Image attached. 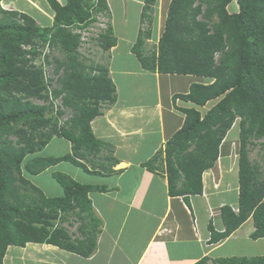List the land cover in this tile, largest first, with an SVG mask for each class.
Wrapping results in <instances>:
<instances>
[{
	"label": "trees",
	"instance_id": "trees-1",
	"mask_svg": "<svg viewBox=\"0 0 264 264\" xmlns=\"http://www.w3.org/2000/svg\"><path fill=\"white\" fill-rule=\"evenodd\" d=\"M46 1L54 11L48 26L0 5V264L8 246L28 242L90 256L97 248L101 223L88 196L96 186L56 171L53 178L63 193L46 196L27 175L60 160L85 170L90 163L97 173H110L117 162L112 146L91 128L102 107L116 101L115 84L106 65L81 58L80 34L72 31L85 29L97 14H108L107 0ZM231 1L170 0L157 44L147 48L155 0H144L141 21L147 26L131 47L145 70L200 78L178 95L193 103L182 109V126L143 164L150 171H165L168 193H201L202 172L214 165L221 141L237 122V211L221 207L224 230H213L211 242L228 236L249 217L254 225L250 237H264V0H236L238 10L229 12ZM97 39L101 50L111 48L115 38L110 23ZM47 47L59 50L62 57L50 60ZM36 57H41L37 65ZM43 64L53 67L56 84L48 85L53 78ZM59 96L63 108L50 115ZM211 100L215 103L201 111ZM67 111L69 118L59 124ZM53 137L69 141L71 152L61 157L37 155ZM256 144L262 151L259 160L249 157ZM72 220L79 222L76 236L64 225H72ZM212 264H264V255L216 257Z\"/></svg>",
	"mask_w": 264,
	"mask_h": 264
},
{
	"label": "crops",
	"instance_id": "crops-1",
	"mask_svg": "<svg viewBox=\"0 0 264 264\" xmlns=\"http://www.w3.org/2000/svg\"><path fill=\"white\" fill-rule=\"evenodd\" d=\"M57 1L63 4L65 0ZM123 1L136 0H121V7L124 6ZM169 2L155 0L147 48H153L161 34L164 26L161 19L164 22ZM3 4L9 7L5 9L17 11H25L20 8L26 6V11H32L39 24H50L46 11L53 10L46 0H1L2 8ZM107 4L115 38L107 51L110 56L107 62L117 98L113 104L104 105L102 113L92 120L91 128L96 137L112 146L117 162L111 165L110 173H97L93 166L85 170L74 164L71 167L72 163L67 161L70 166L65 172L76 181L96 186L88 196L94 213L101 221L102 232L97 248L89 257H82L70 251L65 253L67 250L48 243L10 245L3 264H119L120 258L129 264H192L205 256H242L249 244L244 240H251L249 234L253 230L252 222L247 229H242L249 220L218 242L212 244L209 241L210 231L223 229L221 207L229 205L235 208L238 203V165L231 154L237 128L232 127L222 141L215 164L203 171L201 193H168L165 171H150L143 164L163 149L182 125V109L191 103L178 95L188 92L190 84L200 78L142 68L131 47L139 30L144 29L142 24L145 22L141 21L143 5L133 29L130 24L134 21L126 19L127 11H121L119 18L112 9V0H107ZM233 130L235 135H229ZM56 139L61 150L59 153L51 152L50 156L67 150L71 152L70 143L61 137H53L47 145ZM43 150L37 155L47 156ZM87 165L91 166L90 163ZM49 169L51 166L27 177L46 196H60L63 189L52 174L56 170L49 172ZM121 245L126 252L120 249Z\"/></svg>",
	"mask_w": 264,
	"mask_h": 264
},
{
	"label": "rangeland",
	"instance_id": "rangeland-1",
	"mask_svg": "<svg viewBox=\"0 0 264 264\" xmlns=\"http://www.w3.org/2000/svg\"><path fill=\"white\" fill-rule=\"evenodd\" d=\"M142 1L144 2V0H142ZM123 3H124V6L121 7V0H112V9L116 12V14L118 15L119 18H120L121 11H127L126 19L129 21H134V23L130 24L131 26H133L135 24V21L138 18V11H140V7L144 4L143 3L140 4V0H136L134 2H132V1H125L124 2L123 1ZM3 8L5 9V8H9V7H7L6 4H3ZM17 8H19V6H17ZM152 8L154 9V4H153ZM20 9L25 10V11H19V12H24V13L28 12L29 15H31L33 17V14L31 13L32 11H29V10L26 11V6H22V8H20ZM232 9H233L232 7L228 6L229 11H231ZM236 9H237V6L235 7V10ZM43 10H45V9H43ZM46 13L48 14V19L50 20L49 25H52L53 18H54V11H46ZM151 17H152V15H151ZM162 19H161V24L164 23ZM34 20L37 22V17H35ZM111 21H112V16L110 15V12L108 11V14H104V15L97 14L95 16L94 21H92L90 24H88V26L85 29H83V30H79L76 28L72 29V31L74 33L80 34L79 45H78L77 49L81 55V58L85 59L87 61L86 63L92 64V65H106L108 67L107 61L110 60V56L107 53L108 50L107 51L101 50V48L98 44L97 37H98V33L108 26V23L111 24ZM40 22H42V20ZM37 23L39 24V22H37ZM146 24L147 23L142 24L144 26V29L146 28ZM40 25H41V23H40ZM42 26H45V25L42 24ZM150 28H152V24L150 25ZM162 28H163V25H162ZM162 28H161V32H162ZM133 29H134V26H133ZM154 45H156V44H154ZM44 51L50 55V57H49L50 60H52L51 56H57L60 58L62 57V55H60V51L55 49V48L47 47ZM120 56H122V55L120 54ZM40 60H41V57H36L33 60V62H34V64L37 65V64L41 63ZM42 67L45 68V71L51 73V76H53L56 79L57 76H54V74L51 72L53 69L52 66L49 67L48 65L43 64ZM92 73H94V71ZM54 78H53V80H50L47 82L49 86L56 84ZM35 102L36 103H42L43 101L42 100H35ZM212 102H215V100L209 101L206 105H204L202 110H205L206 108H208L212 104ZM58 107L60 109L63 108L62 104H61L60 96L57 99L53 100V107H52L51 112H49L50 115H54V111L57 110ZM103 107H102V109H103ZM69 116H70V112L67 111L65 114H63L62 116L59 117L58 123L63 124L64 121H66L69 118ZM229 135H235V131L234 130L230 131ZM236 141H237L236 143H232V145H231V154L233 155V158L237 162L236 157L238 155V147H239L238 146V139H236ZM69 143L70 142L68 141V144ZM70 145H71V143H70ZM60 150H61V144H60L59 140L56 139L55 141L51 142L50 145H47V148H45L43 150V151H45L43 153H46L47 155H49V154H52L51 152H58L59 153ZM69 151L70 150H67V152L61 153L60 155H57L55 157H61L64 154L70 153ZM261 152L262 151L260 150L259 145L256 144L252 148V150L249 152V157L253 160H259V155L261 154ZM112 154H113V152H112ZM69 166L70 165L67 164V160H60L58 163L53 164L51 166V169H49V172H51L50 170L55 169L56 171H61V172L65 173ZM71 167H73V164H71ZM88 167H92V165L88 166ZM80 168H81V166H80ZM96 168L99 170L101 169V167H99V166ZM46 182H48V180H46ZM49 184H50V187H52L51 189L53 190L52 182ZM71 218H69V220ZM72 221H73V224L71 226L68 225V223H66V222L64 223V225L67 226L68 230L72 233V235L76 236L78 234L76 232V226L78 225L79 222L74 221V220H72ZM249 224H251V220H249V223L245 224L242 229L243 230L247 229L249 227ZM238 234H240V232H238ZM244 242L249 243V244L246 246L247 251L245 250L242 252L243 255L248 256V255H252L253 253L256 255L257 254L258 255H264V237L256 239V240H252V239L251 240H244ZM242 245L243 244H241V246ZM103 248H106V246H103ZM120 249H122L123 251L125 250V252H126L124 245H121ZM64 252L68 253V251H64ZM129 252L130 251H128V253ZM130 258H132L131 255H130ZM123 259L124 258L118 259V263L119 264H129V262H127L126 259L125 260H123Z\"/></svg>",
	"mask_w": 264,
	"mask_h": 264
},
{
	"label": "clouds",
	"instance_id": "clouds-1",
	"mask_svg": "<svg viewBox=\"0 0 264 264\" xmlns=\"http://www.w3.org/2000/svg\"><path fill=\"white\" fill-rule=\"evenodd\" d=\"M234 5H235V6H234ZM228 6H229V7H232L233 9H232L231 11H229V10H228ZM236 6H237V9L235 10V7H236ZM226 8H227V10H228L229 12H235V11H237V10H238V4H237L236 0H232V1L227 5ZM157 41H158V40H157ZM156 44H157V43H156ZM47 75H48V72H47ZM50 77L54 78L53 76H51V74H50ZM54 80H56V79L54 78ZM212 80H214V79H211V81H212ZM188 91H189V90H188ZM186 93H187V92H186ZM183 94H185V93H183ZM179 98H180V97H179ZM187 102H189V101H187ZM190 103H191V102H190ZM213 103H215V102H212V104H213ZM212 104H211V105H212ZM211 105H210V106H211ZM191 106H193V103H191V105H190V106H187V107H191ZM210 106H209V107H210ZM187 107H185V108H187ZM203 107H204V106H203ZM203 107H201V111H203V112L209 108V107H208V108H206L205 110H202ZM183 109H184V108H183ZM182 112H183V111H182ZM183 113H184V112H183ZM184 118H185V114H184ZM184 118H183V121H184ZM91 122H92V121H91ZM182 124H183V122H182ZM181 126H182V125H181ZM181 126H180V127H181ZM232 127H236L237 130H238L237 122H235V123L231 126V128H232ZM231 128H230V129H231ZM230 129H229V130H230ZM229 130L227 131L225 137L228 135ZM225 137L223 138V140L225 139ZM237 139H238V132H237ZM223 140H222V141H223ZM222 141H221V143H222ZM236 142H237V141L235 140V141H233L232 143H236ZM221 143H220V145H221ZM238 146H239V145H238ZM219 150H220V146H219ZM218 155H219V153H218ZM217 158H218V157H217ZM236 159H237V165H238V155H237ZM216 160H217V159H216ZM215 162H216V161H215ZM214 164H215V163H214ZM210 168H211V167H210ZM205 170H206V169H205ZM205 170H204V171H205ZM163 172H164V171H163ZM202 173H203V172H202ZM165 174H166V173H165ZM237 175H238V174H237ZM188 194H189V193H188ZM194 194H195V193H194ZM238 194H239V182H238ZM181 195H187V194H181ZM237 204H238V203H237ZM237 206H238V205H237ZM237 206H236L235 208H232L231 206H230V207L232 208L233 211L236 212V211H237ZM248 220H251V222H252V218H251V217H249V218L247 219V221H248ZM66 223H67V222H66ZM243 223H244V222H243ZM243 223H242V224H243ZM252 225H253V222H252ZM70 226H71V225H70ZM99 229H100V232H99V234H98L97 243H98V240H99V236H100V234H101V232H102V231H101L102 227L99 226ZM236 229H237V228H236ZM236 229H235V230H236ZM223 230H224V225H223V229H222L221 231H216V230H214V231H216V232H222ZM253 230H254V225H253ZM253 230H252V231H253ZM212 231H213V230H212ZM212 231H210V232H212ZM231 233H232V232H231ZM231 233H230V234H231ZM210 234H211V233H210ZM230 234H229V235H230ZM229 235H228V236H229ZM249 236H250V234H249ZM210 237H211V236H210ZM226 237H227V236H226ZM224 238H225V237H224ZM250 238H251V237H250ZM260 238H263V237H260ZM222 239H223V238H222ZM251 239H252V238H251ZM257 239H258V238H257ZM220 240H221V239H220ZM252 240H253V239H252ZM254 240H255V239H254ZM209 241H210V238H209ZM218 241H219V240H218ZM218 241H217V242H218ZM210 243L213 244V243H215V242H211V241H210ZM97 245H98V244H97ZM67 251H68V250H67ZM94 251H95V250H94ZM70 252H71V251H70ZM92 254H93V253H92ZM92 254H91V255H92ZM242 256H245V255H242ZM251 256H255V255H251ZM82 257H83V256H82ZM88 257H89V256H88ZM205 257H207V260H206L205 264H212V259H214V258H213V257L211 258V257H208V256H205ZM205 257H202V258L196 260V261L193 262L192 264L196 263L197 261L203 260V258H205ZM247 257H249V256H247Z\"/></svg>",
	"mask_w": 264,
	"mask_h": 264
}]
</instances>
